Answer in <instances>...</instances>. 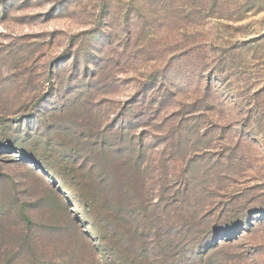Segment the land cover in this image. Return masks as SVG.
Wrapping results in <instances>:
<instances>
[{"label":"rangeland","instance_id":"1","mask_svg":"<svg viewBox=\"0 0 264 264\" xmlns=\"http://www.w3.org/2000/svg\"><path fill=\"white\" fill-rule=\"evenodd\" d=\"M202 6L0 0V264H264V0Z\"/></svg>","mask_w":264,"mask_h":264},{"label":"trees","instance_id":"2","mask_svg":"<svg viewBox=\"0 0 264 264\" xmlns=\"http://www.w3.org/2000/svg\"><path fill=\"white\" fill-rule=\"evenodd\" d=\"M211 2H218V0H211ZM211 2L210 1L206 2L205 0H201V3L203 5L202 7H204V6L208 5V4H211ZM191 4L195 5V1H192ZM196 6L197 7H201V5H196Z\"/></svg>","mask_w":264,"mask_h":264}]
</instances>
